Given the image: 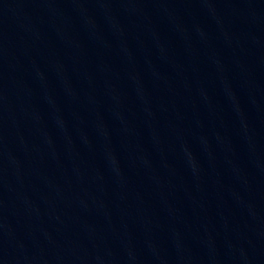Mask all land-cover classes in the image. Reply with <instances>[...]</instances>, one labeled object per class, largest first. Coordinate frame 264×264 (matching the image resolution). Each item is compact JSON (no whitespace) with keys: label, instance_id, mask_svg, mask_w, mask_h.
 <instances>
[{"label":"water","instance_id":"95a60500","mask_svg":"<svg viewBox=\"0 0 264 264\" xmlns=\"http://www.w3.org/2000/svg\"><path fill=\"white\" fill-rule=\"evenodd\" d=\"M0 264H264V0H0Z\"/></svg>","mask_w":264,"mask_h":264}]
</instances>
